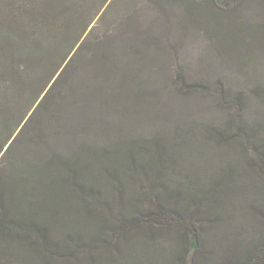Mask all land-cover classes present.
I'll return each mask as SVG.
<instances>
[{
	"label": "trees",
	"instance_id": "obj_1",
	"mask_svg": "<svg viewBox=\"0 0 264 264\" xmlns=\"http://www.w3.org/2000/svg\"><path fill=\"white\" fill-rule=\"evenodd\" d=\"M14 1L0 0V55L17 46L35 61L24 83L44 78L42 63L73 42L54 59L24 133L77 53L62 68L86 31L77 22L88 0ZM169 1L204 28L264 108V0ZM14 63L5 69L16 81ZM228 92L234 111L225 127L0 165V264H264V117L246 118L248 97Z\"/></svg>",
	"mask_w": 264,
	"mask_h": 264
},
{
	"label": "rangeland",
	"instance_id": "obj_2",
	"mask_svg": "<svg viewBox=\"0 0 264 264\" xmlns=\"http://www.w3.org/2000/svg\"><path fill=\"white\" fill-rule=\"evenodd\" d=\"M87 4L77 22L86 31L62 68L78 49L77 53L53 101L24 133L21 129L42 98L36 101L54 59L62 58L73 42L42 63L44 78L25 83L35 61L22 56L17 46L0 55V147L5 144L0 148V165L5 169L24 158L37 161L56 151L72 154L189 128L199 132L207 124L225 127L234 111V106H227L234 103L228 90L248 97L246 118L264 117L258 99L249 97L243 75L223 58L204 28L187 20L180 3L88 0ZM242 14L253 16L252 11ZM10 61L15 62L14 69H21L16 81L11 79L12 70L5 69ZM37 127L44 131L42 137ZM13 140V149L6 152Z\"/></svg>",
	"mask_w": 264,
	"mask_h": 264
}]
</instances>
